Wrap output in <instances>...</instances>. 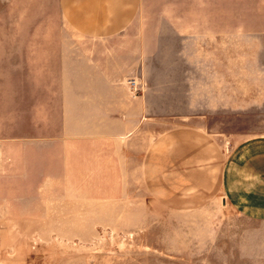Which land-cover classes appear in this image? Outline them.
Returning a JSON list of instances; mask_svg holds the SVG:
<instances>
[{
    "label": "rangeland",
    "instance_id": "374dc122",
    "mask_svg": "<svg viewBox=\"0 0 264 264\" xmlns=\"http://www.w3.org/2000/svg\"><path fill=\"white\" fill-rule=\"evenodd\" d=\"M194 17L202 18V41L170 39L159 32L164 18ZM216 19L233 23L234 42H210L209 23ZM147 32L153 33L149 78L160 92L162 81L171 80L173 116L156 117L144 127L140 146L165 130L205 124L212 132L223 130L219 140L228 157L241 140L264 135V41L243 36H264V0H143L128 33ZM74 33L64 22L59 0H0V137L14 140L37 129L61 128L59 121H33L35 107L49 116L52 93L50 74H39L43 81L35 84L33 67L58 64L60 42L50 39ZM216 66L223 80L227 72L233 81V106L218 121L199 122L188 112L201 103L196 112L209 114ZM185 77L191 79L189 86ZM140 162L137 156L122 199L110 193L101 202L75 196L66 217L0 219V264H264V221L243 217L222 194L197 211L166 209L145 187Z\"/></svg>",
    "mask_w": 264,
    "mask_h": 264
},
{
    "label": "crops",
    "instance_id": "0c3cea01",
    "mask_svg": "<svg viewBox=\"0 0 264 264\" xmlns=\"http://www.w3.org/2000/svg\"><path fill=\"white\" fill-rule=\"evenodd\" d=\"M59 5L75 33L50 39L60 42L58 64L33 67L35 84L43 81L39 74L48 73L52 91L49 116L35 107L33 121H59L61 128L37 129L14 140L1 135L0 219L66 217L75 196L101 202L110 193L114 200L122 199L139 156L143 183L162 207L197 211L222 194L243 217L264 221V135L241 140L228 157L219 140L223 130L212 132L205 124L174 127L139 145L144 127L156 117L173 116L168 104L171 80L162 81L160 92L149 78L152 31L128 33L143 0H59ZM161 25L165 28L159 32L170 39L202 41L201 17L164 18ZM209 29L210 42L235 41L227 19L210 20ZM243 36L264 41L259 34ZM188 64L185 59L184 66ZM219 73L216 66L209 114L196 112L201 103L188 112L198 115L199 122L218 121L233 106V81L227 72L226 80ZM131 79L142 86V94L134 95ZM190 80L185 77L183 83L189 86ZM198 83L200 88V76Z\"/></svg>",
    "mask_w": 264,
    "mask_h": 264
},
{
    "label": "built area",
    "instance_id": "2783aa9c",
    "mask_svg": "<svg viewBox=\"0 0 264 264\" xmlns=\"http://www.w3.org/2000/svg\"><path fill=\"white\" fill-rule=\"evenodd\" d=\"M128 84L135 96L143 93L142 86L136 80H129Z\"/></svg>",
    "mask_w": 264,
    "mask_h": 264
}]
</instances>
